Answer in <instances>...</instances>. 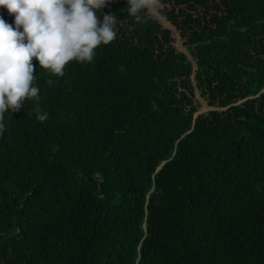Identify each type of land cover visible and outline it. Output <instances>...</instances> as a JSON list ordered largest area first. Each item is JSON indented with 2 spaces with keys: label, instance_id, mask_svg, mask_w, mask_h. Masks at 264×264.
Returning <instances> with one entry per match:
<instances>
[{
  "label": "trees",
  "instance_id": "1",
  "mask_svg": "<svg viewBox=\"0 0 264 264\" xmlns=\"http://www.w3.org/2000/svg\"><path fill=\"white\" fill-rule=\"evenodd\" d=\"M164 3L110 0L116 39L63 77L33 58L48 119L4 114L0 264H264V0Z\"/></svg>",
  "mask_w": 264,
  "mask_h": 264
},
{
  "label": "clouds",
  "instance_id": "2",
  "mask_svg": "<svg viewBox=\"0 0 264 264\" xmlns=\"http://www.w3.org/2000/svg\"><path fill=\"white\" fill-rule=\"evenodd\" d=\"M110 0H0V9L14 15V25L0 15V136L6 131L5 113H18L26 100L36 101V118L46 121L39 107L40 88L35 65L49 76L63 77L75 61L91 63L97 49L117 37L120 20L105 14ZM128 18L143 22L165 7L164 0H125ZM102 13V15H98ZM103 16L101 20L100 17ZM49 86L53 84L47 79Z\"/></svg>",
  "mask_w": 264,
  "mask_h": 264
},
{
  "label": "rangeland",
  "instance_id": "3",
  "mask_svg": "<svg viewBox=\"0 0 264 264\" xmlns=\"http://www.w3.org/2000/svg\"><path fill=\"white\" fill-rule=\"evenodd\" d=\"M105 7H109V5L107 4ZM161 22L164 24L165 27H168V28H171L170 25L163 19V18H160L158 17ZM173 29V28H171ZM175 36H176V46H177V49L180 50V51H183V52H187V50L185 49L180 37L178 36L177 33H175ZM198 100H200V97H198ZM213 108H209L206 103L202 100V107H200L198 114H201V113H206L210 110H212Z\"/></svg>",
  "mask_w": 264,
  "mask_h": 264
}]
</instances>
